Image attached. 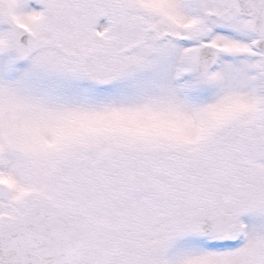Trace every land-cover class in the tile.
Instances as JSON below:
<instances>
[{
	"label": "snow or ice",
	"instance_id": "snow-or-ice-1",
	"mask_svg": "<svg viewBox=\"0 0 264 264\" xmlns=\"http://www.w3.org/2000/svg\"><path fill=\"white\" fill-rule=\"evenodd\" d=\"M0 264H264V0H0Z\"/></svg>",
	"mask_w": 264,
	"mask_h": 264
}]
</instances>
